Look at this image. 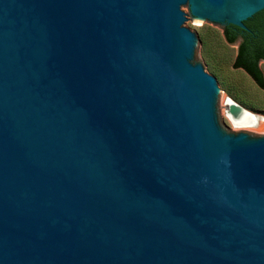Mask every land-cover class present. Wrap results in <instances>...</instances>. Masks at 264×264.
Returning <instances> with one entry per match:
<instances>
[{
    "label": "water",
    "instance_id": "water-1",
    "mask_svg": "<svg viewBox=\"0 0 264 264\" xmlns=\"http://www.w3.org/2000/svg\"><path fill=\"white\" fill-rule=\"evenodd\" d=\"M186 9L264 0H0V264H264V137Z\"/></svg>",
    "mask_w": 264,
    "mask_h": 264
},
{
    "label": "rangeland",
    "instance_id": "rangeland-1",
    "mask_svg": "<svg viewBox=\"0 0 264 264\" xmlns=\"http://www.w3.org/2000/svg\"><path fill=\"white\" fill-rule=\"evenodd\" d=\"M186 11L196 23L188 30L198 36L201 35L207 41V51L204 53L200 48L199 51L209 74L223 82L224 85L225 95L220 105L222 129L231 137L251 135L263 138L264 120L255 128L240 129L232 126L225 116L224 101L226 97H231L228 94V91H231L254 107L255 111L251 112L264 119V90H261L244 71L235 70L231 66L236 56L237 44L229 45L225 42L223 26L199 23L187 9ZM259 69L264 78L263 62L259 63ZM239 102L247 106L245 101L239 100Z\"/></svg>",
    "mask_w": 264,
    "mask_h": 264
},
{
    "label": "trees",
    "instance_id": "trees-1",
    "mask_svg": "<svg viewBox=\"0 0 264 264\" xmlns=\"http://www.w3.org/2000/svg\"><path fill=\"white\" fill-rule=\"evenodd\" d=\"M247 30L233 25L223 27V37L227 44H237L236 56L231 64L235 70L244 71L261 89L264 90V78L259 69V63H264V9L243 22ZM203 42V37L199 35ZM228 94L240 105L239 100L245 101L243 106L250 111H255L246 100L237 93L228 91ZM240 98V99H239Z\"/></svg>",
    "mask_w": 264,
    "mask_h": 264
},
{
    "label": "bare ground",
    "instance_id": "bare-ground-1",
    "mask_svg": "<svg viewBox=\"0 0 264 264\" xmlns=\"http://www.w3.org/2000/svg\"><path fill=\"white\" fill-rule=\"evenodd\" d=\"M227 118V117H226ZM228 119V118H227ZM264 119H262L261 117L258 116H254L253 120L250 122V124H248L247 126H234L236 128H240V129H248V128H255L257 126H259V124L263 121Z\"/></svg>",
    "mask_w": 264,
    "mask_h": 264
}]
</instances>
